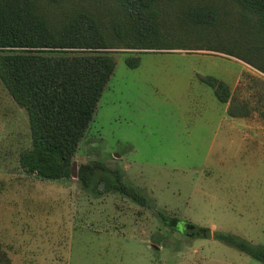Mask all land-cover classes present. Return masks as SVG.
I'll use <instances>...</instances> for the list:
<instances>
[{
	"label": "rangeland",
	"instance_id": "374dc122",
	"mask_svg": "<svg viewBox=\"0 0 264 264\" xmlns=\"http://www.w3.org/2000/svg\"><path fill=\"white\" fill-rule=\"evenodd\" d=\"M179 43L107 49L115 70L73 155L118 170L154 208L105 185L93 197L72 176L23 171L27 113L0 80V264H263L213 234L264 245V73L201 41ZM130 55L138 66L126 65ZM206 75L228 86L226 102ZM157 210L179 217L180 231L163 226ZM185 223L212 237L186 236ZM157 233L163 244L151 240Z\"/></svg>",
	"mask_w": 264,
	"mask_h": 264
},
{
	"label": "trees",
	"instance_id": "16d2710c",
	"mask_svg": "<svg viewBox=\"0 0 264 264\" xmlns=\"http://www.w3.org/2000/svg\"><path fill=\"white\" fill-rule=\"evenodd\" d=\"M183 2L0 0V80L27 113L31 144L18 154L25 172L49 180L71 177L75 150L115 70V58L107 49L184 48L179 41L190 38L264 73V0H197L185 7ZM124 61L136 67L140 57L130 55ZM201 80L220 101L229 99L222 80L211 75ZM77 179L93 197L103 182L104 190L115 189L136 204L154 208L148 195L125 185L121 172L100 162L78 163ZM156 217L180 231L174 214L157 210ZM213 236L264 264L263 244L222 231ZM151 237L161 244L164 234Z\"/></svg>",
	"mask_w": 264,
	"mask_h": 264
},
{
	"label": "water",
	"instance_id": "95a60500",
	"mask_svg": "<svg viewBox=\"0 0 264 264\" xmlns=\"http://www.w3.org/2000/svg\"><path fill=\"white\" fill-rule=\"evenodd\" d=\"M71 176L74 178H77V161L74 160L72 162L71 166ZM104 183L101 182L99 187L103 188ZM183 234L186 236H201L205 238H211L212 237V232L211 229L208 227H199L197 225H194L192 223H185L183 225V229L181 230Z\"/></svg>",
	"mask_w": 264,
	"mask_h": 264
},
{
	"label": "crops",
	"instance_id": "0c3cea01",
	"mask_svg": "<svg viewBox=\"0 0 264 264\" xmlns=\"http://www.w3.org/2000/svg\"><path fill=\"white\" fill-rule=\"evenodd\" d=\"M23 170V169H22ZM24 171V170H23ZM32 175H34V174H32ZM34 176H36V175H34ZM37 177V176H36ZM2 185H4V184H2V182H0V187H2Z\"/></svg>",
	"mask_w": 264,
	"mask_h": 264
}]
</instances>
